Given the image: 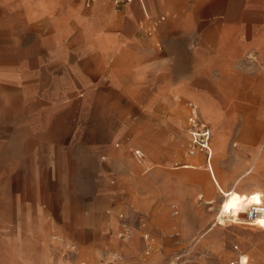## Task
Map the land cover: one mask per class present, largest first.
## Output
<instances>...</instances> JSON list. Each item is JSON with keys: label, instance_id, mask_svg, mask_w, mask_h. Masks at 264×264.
I'll return each mask as SVG.
<instances>
[{"label": "rangeland", "instance_id": "1", "mask_svg": "<svg viewBox=\"0 0 264 264\" xmlns=\"http://www.w3.org/2000/svg\"><path fill=\"white\" fill-rule=\"evenodd\" d=\"M121 1L110 0L119 9ZM162 14L166 15L154 16L153 22ZM239 36L250 39V33ZM219 38L220 33L201 35L198 44L215 51ZM153 40L155 47L159 39L154 35ZM29 41L22 39L23 44ZM10 50V38L0 34V55L7 56ZM134 59L128 56L114 67L128 72L131 69L122 65ZM230 72L234 79L222 86L219 97L230 120L228 150L213 158L214 166L225 182L252 163V174L264 177V90L257 86L264 79V59L248 49L232 59ZM0 88L20 92L8 85ZM107 89L101 85L97 91L105 94ZM103 97L90 100L67 94L60 107L65 119H58L66 122V134L54 135L66 137V147L61 142L54 149L50 140L36 145L27 160L20 151L16 173L10 176L9 166H0V238L17 237L9 225L17 220L31 223L29 230L36 232L42 222L64 226L73 211L77 235L60 239L48 228L45 248L51 256L45 264H264V229L259 228L264 224L221 220L224 200L243 190L232 188L221 197L204 166L207 155L187 152L188 107L195 102L188 99L174 109L163 107L149 115L132 107L131 115L124 117L123 97H115L119 100L114 103ZM56 104L50 108L58 109ZM1 105L3 117L11 118L10 102ZM20 121L25 123L26 117ZM18 136L21 147L26 134ZM130 141L128 153H117ZM148 145L160 147L162 164H144L150 157ZM136 148L143 150V163L134 154ZM108 223L113 229L102 227ZM18 236L20 241L28 237ZM4 258L3 264H41L16 261L12 255Z\"/></svg>", "mask_w": 264, "mask_h": 264}, {"label": "crops", "instance_id": "2", "mask_svg": "<svg viewBox=\"0 0 264 264\" xmlns=\"http://www.w3.org/2000/svg\"><path fill=\"white\" fill-rule=\"evenodd\" d=\"M121 2L119 9L110 0H0V34L11 40L8 55H0V85L20 91L8 93L0 88V166H9L10 176L16 173L20 151L27 160L36 145L50 140L54 149L61 142L66 147L67 138L54 135L66 134V122L58 119H65L60 107L67 94L85 95L90 100L104 96L112 103L123 97L127 103L124 117L131 115L132 107L149 115L192 99L210 126L211 154L205 156L204 166L221 197L232 188L246 189L264 203V177L252 174L254 163L225 182L213 162L216 155L228 150L230 120L219 97L222 86L234 79L232 59L248 49L264 59V0ZM161 13L166 15L153 22L152 18ZM211 33H220L215 51L198 44L201 35ZM239 33H250V39L243 41ZM154 35L159 39L155 47ZM23 38L31 41L23 44ZM128 56L136 59L122 68L131 70L118 71L115 64ZM183 57L188 61L181 62ZM101 85L108 87L106 95L97 91ZM257 86L264 90V79ZM3 101L11 104V118L3 117ZM51 103H57L58 109H51ZM20 117H26V122L22 123ZM46 118L53 120L50 123ZM131 128L129 123L127 129ZM23 133L26 137L20 147L18 134ZM46 134L53 136L48 139ZM132 145L133 141L124 144L117 153H128ZM146 150L150 157L144 164H162L159 146L148 145ZM75 216L72 211L64 221L65 232L63 224L42 222L41 229L34 233L29 230V222L9 223L17 237L0 238V264L8 255L16 261L45 264L51 256L45 248L46 234L51 232L48 228L58 232L60 239L74 237L78 232ZM111 225L102 227L113 229ZM21 233L28 237L20 241Z\"/></svg>", "mask_w": 264, "mask_h": 264}, {"label": "built area", "instance_id": "3", "mask_svg": "<svg viewBox=\"0 0 264 264\" xmlns=\"http://www.w3.org/2000/svg\"><path fill=\"white\" fill-rule=\"evenodd\" d=\"M189 114H188V130L190 134V140L187 147V152L190 155H195L198 152L204 154H211L210 150V129L208 124L201 119L198 107L195 103L189 105ZM135 155L140 162L145 161L144 153L140 149H136ZM144 157V158H143ZM175 208V206H174ZM177 212V209L175 210ZM257 211L256 209H251L246 216L248 218H254Z\"/></svg>", "mask_w": 264, "mask_h": 264}, {"label": "bare ground", "instance_id": "4", "mask_svg": "<svg viewBox=\"0 0 264 264\" xmlns=\"http://www.w3.org/2000/svg\"><path fill=\"white\" fill-rule=\"evenodd\" d=\"M253 197H256V199L254 200ZM261 201L262 200L258 197V195L252 194L250 190H243L242 192L229 196L223 202V217L221 220L230 221L231 219H245L250 223H261V221H264V203ZM253 208L256 209L257 213L254 218H248L245 213L248 215V212Z\"/></svg>", "mask_w": 264, "mask_h": 264}, {"label": "snow or ice", "instance_id": "5", "mask_svg": "<svg viewBox=\"0 0 264 264\" xmlns=\"http://www.w3.org/2000/svg\"><path fill=\"white\" fill-rule=\"evenodd\" d=\"M253 199L255 200V199H256V197H253ZM261 223H262V224H264V221H261Z\"/></svg>", "mask_w": 264, "mask_h": 264}]
</instances>
